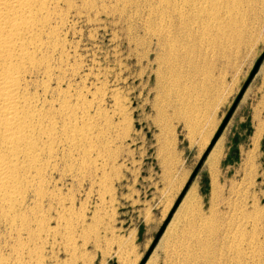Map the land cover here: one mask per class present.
<instances>
[{
  "label": "rangeland",
  "instance_id": "1",
  "mask_svg": "<svg viewBox=\"0 0 264 264\" xmlns=\"http://www.w3.org/2000/svg\"><path fill=\"white\" fill-rule=\"evenodd\" d=\"M137 1L125 6L117 0H78L79 8L62 14L64 26L58 36L63 55L55 53L53 62L62 64L63 71L55 68L50 83L63 78L61 86L71 104L78 95L91 105L88 114L100 121L95 127L100 142L92 153L80 156L94 163L91 166L56 154L58 166L46 174L47 193L52 195L40 203L26 201L38 240L31 236V242L21 234L25 242L16 249L24 255L39 251L44 257L36 264H118L117 254H129L138 264L154 236L139 217L143 201L176 200L196 162L187 141L223 119L264 50V0H252L253 6L245 8L229 6L232 0H212L208 17L204 14L188 27L168 26L169 33L174 28L169 38L157 16L149 13L153 5ZM252 103L248 84L231 115L236 132L231 135L227 124L223 135L224 154L216 165L207 160L198 172L208 182L202 179L198 189L191 186L183 197L189 222L169 226L148 257L150 264H241L246 250L251 255L248 263L264 264V128L254 150L255 166L243 170L242 165L243 152L252 147L256 116L264 120V105L256 110ZM0 224V255L6 256L10 250L3 244L8 234ZM68 229L77 238L71 243V257L77 255V262L63 249L70 244L63 241ZM185 238L195 240L196 246L182 254L178 241Z\"/></svg>",
  "mask_w": 264,
  "mask_h": 264
},
{
  "label": "bare ground",
  "instance_id": "2",
  "mask_svg": "<svg viewBox=\"0 0 264 264\" xmlns=\"http://www.w3.org/2000/svg\"><path fill=\"white\" fill-rule=\"evenodd\" d=\"M81 1L82 3L83 2L87 3L89 1L93 3L94 0H81ZM117 1L118 2L122 1L119 3H123V5H125L126 3L128 4L132 3L133 0H117ZM142 1L144 2L145 0ZM148 1L150 3L147 2V4L153 5V7L150 8L151 11H149V13L151 12V14L157 16L158 23L159 22L162 23L161 27L165 30L166 35L163 33L164 31L161 32L166 37L174 29L173 28L172 31L170 30L171 32L169 33L168 29L170 28H168V26L170 27L171 25H179V26L182 25L188 27V25H193V23H196L200 17L202 19V15L209 13L208 10L211 9L209 5L212 4V0H156V1L148 0ZM214 1L216 0H213V2ZM60 2L61 0H49V3H53V4H59ZM63 2L66 4V7L61 9L59 7H47V8L33 7L32 4L30 3V0H0V223H3L5 225L6 227L5 230H7V234H8L7 239L3 238L7 240L6 242H4L3 248L10 250V253H8L6 256H4V254L0 255V264H36L37 262L39 263L42 260L44 256L42 254L43 256L42 257L39 251H36V253L34 252L35 254L27 253V255H24L16 249L17 245H20L21 248H23L25 241H22L21 234H26L28 240L32 242L31 236H34L33 232L36 231V230L33 231V228H35V226L33 228L31 226L32 222H34L33 221L34 218L31 219L32 217L31 208H27L26 204L28 202L26 201L30 200L31 198L33 202L40 203L42 202L43 198L45 199L46 196L50 198V195H52L53 192H51V194L49 192L47 193V188L49 186L47 187L46 185L48 182L46 180V174H49L50 172L52 173V171L56 169V165L58 166V164H56V158L58 157L57 156L58 153H61V155L65 157L66 160L67 158L69 159L75 158L81 160V158H83L84 155L92 153L96 149L97 145H99L97 143L100 142V141L98 142L99 136L96 135L97 132L95 133V129H96L95 127L98 124H100L98 123L99 120H97L98 118L96 119L93 115L91 116L90 114L89 116L88 114L91 105L88 102H85L78 95L76 96L75 103L71 104L69 102V99L66 97L65 90H63L61 86V84H63L62 83L63 78L61 77L57 78L56 76H54L56 77V79L54 78L52 80H56L55 85L52 86L50 83L52 71H54L55 68L59 71H63L62 64H60L59 62L58 64L56 63V65L54 64L53 55H55V53L58 52H59L58 55H60V53L62 52L63 43L61 42L63 41H60L61 38L58 36L59 35L58 32L61 31V29L64 26L63 23L64 20L62 14L63 12L64 14L66 13L64 10L67 11L68 9L70 11V8L71 7L73 8V4L75 3V0H63ZM145 3L146 2H144V4ZM128 4L125 6H128ZM136 4L137 3L135 2L134 5ZM189 4L191 5L190 7L187 6ZM86 5L89 7L88 4ZM92 5L93 4H91V6ZM137 6L139 7V5ZM211 6L214 7V5ZM83 8H85V6ZM213 10L216 9L214 8ZM210 12L211 15L212 11L210 10ZM213 14L212 16L214 18ZM207 15L209 14H206L205 16ZM152 16H150V18ZM155 16L153 18H155ZM213 18H211V20ZM205 21L207 22V19H205ZM208 21H209L208 24L211 23L209 19ZM161 23H159L158 25H160ZM201 23L203 24V20ZM204 25L202 27H204ZM161 27L159 28L160 30L162 29ZM202 27H198V28H202ZM206 27H210V26L208 25ZM205 29L208 30V28ZM177 30L178 29H176V31ZM183 30L181 29V31ZM188 30H190V28H188ZM196 30L198 29H195V31ZM205 32L207 34V31ZM209 32L210 31H208V33ZM207 36L208 35H206V38ZM188 37L189 36L186 35L185 38ZM167 38H169V36ZM165 40L166 39H164V42ZM172 43L173 42H171L170 46L167 43L166 44L169 47H171L174 44ZM172 48H174V46ZM172 48L170 49L172 50ZM167 51L169 52V50ZM174 54L176 53H173L171 55ZM38 77H40L39 81H37ZM116 107H118L117 104ZM104 119L103 122L105 121ZM263 128H264V120L258 118V120L255 123V132L252 139L253 142L252 147L246 150L245 152H243V157H242L243 170L244 169L248 170V168L250 169L255 163L254 162V158H255L254 154L256 151L255 147L257 145L259 137L261 136V133L263 132ZM214 146H216V144ZM220 146L222 147V145ZM219 147H217V149ZM217 149L215 150V152L211 153L209 159L207 158L211 163V166L213 164L216 165L219 156L222 155L221 154L222 150L221 149L217 150ZM58 159H60V157ZM85 163L88 166L94 165V163H91V165H89L90 161L88 160L80 161L81 166ZM90 168L91 167H89V169ZM54 198H56V195ZM32 201L30 200V202ZM37 205H36V209H37ZM41 221L42 220H40L39 222L41 223ZM42 222L44 224L46 223L44 221ZM35 225L37 226V222ZM48 226L49 225H47V227ZM41 230L42 229H40V231ZM46 232H50V229L49 231ZM70 233L72 234V231H69V229L65 231L64 236L67 238L63 236L64 237L63 241L65 240L67 242H70L71 244L77 238L74 239L73 234L71 235ZM36 235L38 236V234ZM34 239L37 238L34 236ZM60 240L62 242V239ZM53 241H55V239H53ZM76 241H74L73 244H75ZM45 242L47 243V241ZM39 244H42V242ZM70 244L68 243L64 245L63 243L64 245L63 249L66 252H68L70 255L68 253L67 254L71 257V255L75 253L74 252L75 249L74 246ZM246 251H242L243 258L241 264H250L246 260L247 255L250 254H248ZM117 255H118L117 256L118 264H135L132 263V261L130 260L129 254L127 256L122 254H117ZM81 258L82 257H80V259ZM72 259L73 260L75 259L76 261L78 259V256L76 255V257ZM145 264H150V261L147 260Z\"/></svg>",
  "mask_w": 264,
  "mask_h": 264
},
{
  "label": "crops",
  "instance_id": "3",
  "mask_svg": "<svg viewBox=\"0 0 264 264\" xmlns=\"http://www.w3.org/2000/svg\"><path fill=\"white\" fill-rule=\"evenodd\" d=\"M249 86L251 88V92L253 95L252 105H254V109L258 108L257 105H264V59L262 60L257 72L252 77L251 82H249ZM256 117L261 119L260 116H256ZM231 118H230L231 120L229 119L230 122L228 121L227 124L231 125V128L229 129V131H231V135H234V133L236 132L235 131L236 130V124L232 123L234 117L231 116ZM221 121L222 120L220 118H218L216 121H214L212 126L206 127L204 132L201 133L200 135H197L194 138V140L187 141V143L189 145L188 149L193 150V156L196 158L195 159L196 160L195 166H196L197 162L199 161V159L201 158L204 151L206 150V148L208 147V145H209L214 133L216 132L217 128L219 127ZM227 124H226L225 128L223 129L222 133L220 134V136L218 137L217 141L215 142L216 146H214L215 144L213 145L212 148H214V149L210 150L208 156L206 157L204 163L202 164V166L198 170V172L203 170V166H204L205 162L209 159V156L211 155V153L215 152L217 147H219L220 145H222V147L220 146L218 149L222 150L221 151L222 155L224 154V147L226 145L225 140L227 138L223 137V135L225 134V130L228 129ZM218 144H219V146H218ZM229 147L230 146H227V150L229 149ZM221 156H219L217 162L219 161ZM194 167L189 172H187L188 178H189L191 172L193 171ZM198 172H197L196 176L194 177V179L192 180L189 188L192 186V187H194L195 190L198 189L202 184V179H204L206 181V183L208 182L207 177H205V178L203 177L202 179H200V177L198 176V174H199ZM188 178H185V180H186V181L184 180L185 183L187 182ZM174 202H175V199H173V200L159 199L157 201L151 200V201H148L146 203L143 201V207L140 209V213H139V217H141V221L143 222V227L144 228L148 227V228L152 229L154 231V236H155L156 232L158 231V229L162 225L163 221L167 217L168 213L170 212ZM183 205L184 204H183V198H182V200L180 201V203L176 207L175 211L173 212V214H172L169 222L167 223L162 234H164V232H166L168 230L169 226L173 225L174 222H177L179 220L189 222L190 209L188 207L184 208ZM147 222H148V226H147ZM154 236H153V238H154ZM161 236H160V238H161ZM160 238L158 239V241L160 240ZM149 239H150V237H149ZM158 241H157V243H158Z\"/></svg>",
  "mask_w": 264,
  "mask_h": 264
},
{
  "label": "water",
  "instance_id": "4",
  "mask_svg": "<svg viewBox=\"0 0 264 264\" xmlns=\"http://www.w3.org/2000/svg\"><path fill=\"white\" fill-rule=\"evenodd\" d=\"M264 59V50L263 52L260 54V56L256 59L248 78L246 79V81L244 82L241 90L239 91V93L237 94L235 100L233 101L232 105L230 106V108L228 109L227 113L225 114V116L223 117L219 127L217 128L216 132L214 133L208 147L206 148V150L204 151V153L202 154L201 158L199 159V161L197 162L196 166L194 167L193 171L191 172L187 182L185 183L184 187L182 188L181 192L179 193L178 197L176 198L170 212L168 213L167 217L165 218V220L163 221L162 225L160 226V228L158 229V231L156 232L150 246L148 247V249L146 250V252L144 253L143 257L140 259V261L138 262V264H145L146 261L148 260V257L150 256L152 250L154 249L158 239L160 238V236L162 235L167 223L169 222L173 212L175 211L176 207L178 206V204L180 203V201L182 200V198L184 197L187 189L189 188L192 180L194 179V177L196 176L198 170L201 168L202 164L204 163L206 157L208 156L210 150L212 149L213 145L215 144V142L217 141L218 137L220 136V134L222 133L223 129L225 128L227 122L229 121L232 113L234 112L239 100L241 99L247 85L249 84L250 80L252 79V77L254 76V74L257 72L262 60ZM149 249H151V251H149ZM144 257H147V259H144Z\"/></svg>",
  "mask_w": 264,
  "mask_h": 264
},
{
  "label": "snow or ice",
  "instance_id": "5",
  "mask_svg": "<svg viewBox=\"0 0 264 264\" xmlns=\"http://www.w3.org/2000/svg\"><path fill=\"white\" fill-rule=\"evenodd\" d=\"M30 3L32 4L33 7H39V8H47V7H59L61 9L66 7V4L63 2V0H61V2L59 4H53V3H49V0H30ZM236 6L239 8H245V7H252L253 3L252 0H232V4H230L229 6ZM187 6H191L190 4ZM219 7L223 8V4H219ZM262 7H264V4L261 5ZM74 8H79L80 4L77 2H75L73 4ZM196 246V241L195 240H189L187 238L178 241V251L181 252L182 254L185 252H191L192 249ZM149 251H151V249H149ZM144 259H147V257H144Z\"/></svg>",
  "mask_w": 264,
  "mask_h": 264
},
{
  "label": "trees",
  "instance_id": "6",
  "mask_svg": "<svg viewBox=\"0 0 264 264\" xmlns=\"http://www.w3.org/2000/svg\"><path fill=\"white\" fill-rule=\"evenodd\" d=\"M238 143V140L237 138L234 139V144H237Z\"/></svg>",
  "mask_w": 264,
  "mask_h": 264
},
{
  "label": "flooded vegetation",
  "instance_id": "7",
  "mask_svg": "<svg viewBox=\"0 0 264 264\" xmlns=\"http://www.w3.org/2000/svg\"><path fill=\"white\" fill-rule=\"evenodd\" d=\"M110 264H115L114 262H111Z\"/></svg>",
  "mask_w": 264,
  "mask_h": 264
}]
</instances>
